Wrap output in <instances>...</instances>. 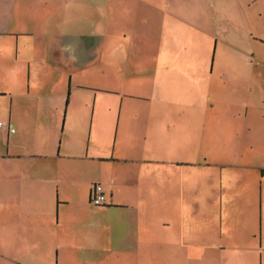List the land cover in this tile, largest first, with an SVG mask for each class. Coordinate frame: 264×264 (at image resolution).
I'll return each instance as SVG.
<instances>
[{"label": "crops", "instance_id": "crops-1", "mask_svg": "<svg viewBox=\"0 0 264 264\" xmlns=\"http://www.w3.org/2000/svg\"><path fill=\"white\" fill-rule=\"evenodd\" d=\"M258 43L264 0H0V230L38 252L0 264H77V233L125 230L172 241L153 264H264Z\"/></svg>", "mask_w": 264, "mask_h": 264}, {"label": "rangeland", "instance_id": "rangeland-1", "mask_svg": "<svg viewBox=\"0 0 264 264\" xmlns=\"http://www.w3.org/2000/svg\"><path fill=\"white\" fill-rule=\"evenodd\" d=\"M195 8L197 9V0H195ZM219 22L212 20L211 27H214V24H217ZM198 41L202 44L204 43L203 38L200 37L194 38L192 33L189 34L184 33L181 44L183 46L187 44L189 46L188 51L198 49L199 51H197V54L198 56H200L201 49ZM258 45L264 46V43L263 45L258 43ZM213 54L214 51H212L211 53L212 57ZM225 68L226 65H223V69ZM231 69L233 71L234 69L233 65L230 67V70ZM219 87L220 86L217 87V81H216V87H213V82H211L210 84L209 81L206 79L205 89L207 91L211 93L215 89H221L220 90L221 95H229L230 86L229 87L228 85L226 86L225 81L222 82L221 88ZM210 102H212V100L207 99V104H210ZM124 233L128 238L122 240H116L121 238L116 234L110 235L111 238L108 239L109 241L104 242L106 248L109 245L108 250L99 249L100 247L94 246L86 235L77 233L76 236L77 242L75 249L70 250L66 253L67 255H76L77 264H153V258H155V256H158L159 259L160 258L162 259L159 261L164 262L166 252H168L170 256L173 255L172 251L167 250V248L173 249L171 240H167L165 238L164 239L160 238L158 240H150V233L148 232V230H145L142 234H138L135 232L128 234L127 230H125ZM165 242H166V247L163 246ZM223 242L225 241L220 237L216 239V243L218 244H221ZM14 243H15L14 240L12 239L7 240L5 237H3L0 230V252H7L10 255L22 254L29 259L34 258V260L37 261L38 252H24L22 250L14 251L13 250L14 247L12 246L14 245ZM132 249H134V251H130ZM237 251L238 249L236 248L223 250V252H226L229 260L235 263H238L239 261L238 258L239 252ZM96 253L97 254L99 253L104 256L100 259L97 257ZM182 253L184 254V256L187 254V252H182ZM184 264H192V260L190 258V252H188V258L184 259ZM211 264H218V261L213 260Z\"/></svg>", "mask_w": 264, "mask_h": 264}, {"label": "built area", "instance_id": "built-area-1", "mask_svg": "<svg viewBox=\"0 0 264 264\" xmlns=\"http://www.w3.org/2000/svg\"><path fill=\"white\" fill-rule=\"evenodd\" d=\"M2 122H0V125ZM14 131V129H11ZM107 202V196L101 183H96L92 188L91 204L95 206L103 205Z\"/></svg>", "mask_w": 264, "mask_h": 264}]
</instances>
